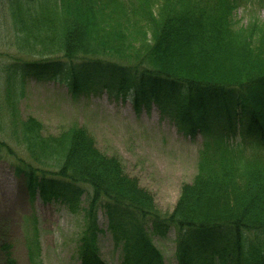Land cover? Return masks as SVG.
<instances>
[{"label":"trees","instance_id":"16d2710c","mask_svg":"<svg viewBox=\"0 0 264 264\" xmlns=\"http://www.w3.org/2000/svg\"><path fill=\"white\" fill-rule=\"evenodd\" d=\"M239 0H9L18 49L43 59L5 68V106L30 162L16 166L31 198L86 196L81 264L101 257L103 211L124 264H165L153 236L175 230L177 264H264V20L238 25ZM64 74L71 92L156 103L185 135L200 133L198 172L170 213L101 152L89 131L71 125L45 134L20 118L14 82ZM239 137L241 142H231ZM0 141L1 151L8 146ZM1 156V155H0ZM1 264H17L0 242Z\"/></svg>","mask_w":264,"mask_h":264},{"label":"rangeland","instance_id":"374dc122","mask_svg":"<svg viewBox=\"0 0 264 264\" xmlns=\"http://www.w3.org/2000/svg\"><path fill=\"white\" fill-rule=\"evenodd\" d=\"M239 4L234 12L238 25L255 16L264 20V0H239ZM15 38L9 0H0V141L8 146L0 154V242L12 245L17 264H81L78 251L86 222V196L82 195L74 206L61 198L46 201L40 195L30 197L16 166L31 159L19 135L14 134L12 116L4 101V68L8 64L11 72V65L16 63L69 60L59 54L42 57L22 52ZM64 76L38 79L31 73L23 81L16 80L21 95L17 101L20 118H37L45 134H58L74 124L85 127L98 149L116 156L125 173L137 178L153 195L160 212L170 213L182 186L192 182L198 172L202 134L185 135L156 103L137 110L130 95L117 96L105 88L74 95L61 80ZM231 142L236 144L241 139L237 136ZM98 222L102 259L107 264H124L122 245L114 241L102 210ZM153 242L165 264H177L174 229L166 237L153 236Z\"/></svg>","mask_w":264,"mask_h":264}]
</instances>
